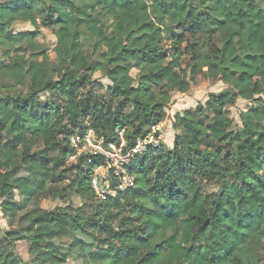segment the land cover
I'll return each mask as SVG.
<instances>
[{"label": "trees", "instance_id": "obj_1", "mask_svg": "<svg viewBox=\"0 0 264 264\" xmlns=\"http://www.w3.org/2000/svg\"><path fill=\"white\" fill-rule=\"evenodd\" d=\"M17 22L52 32L53 60ZM200 73L225 88L99 200L70 138L122 131L133 149ZM263 91L264 0H0V264H264ZM237 100L252 106L233 129Z\"/></svg>", "mask_w": 264, "mask_h": 264}, {"label": "rangeland", "instance_id": "obj_2", "mask_svg": "<svg viewBox=\"0 0 264 264\" xmlns=\"http://www.w3.org/2000/svg\"><path fill=\"white\" fill-rule=\"evenodd\" d=\"M12 30L15 34L25 33V32L38 33V37L36 38V41L46 48V58L49 61L54 59L53 49L55 46V37L49 29L42 27V26H39L38 28H34L28 23L17 22L13 24ZM131 75L132 77H135L136 72L135 71L131 72ZM93 79L99 80L103 85H108V81L106 79H101L99 74H95L93 76ZM224 88L225 86L221 84L220 82H211L204 73H200L196 76L195 81L191 84L190 90L188 93L186 94L173 93L171 101L169 105L167 106V108L165 109V114H166L165 119L163 122H161L162 130H163L162 144L167 149H171L173 147L174 139L178 133L173 130L172 125L177 117L181 116L184 111H188V110L194 111L197 107L205 105L209 94L219 93ZM260 97L263 98L264 100V91ZM251 106H252V103L242 101V100H237L229 104L228 116L230 119V124L233 129H240L241 124L239 120V113L249 110ZM86 131H88V129L85 130V132ZM82 135L72 136L70 138V143H72L71 142L72 139L76 141L75 137L80 138ZM117 136H118V132H117ZM98 139L101 140V138H98ZM76 144L78 145V142H76ZM74 161L75 160H70V158H68L69 163H73ZM98 161L99 159L96 157V155H83V162L85 165L97 163ZM127 171H128L129 176L132 177V175L130 174V171L128 169ZM71 201L74 205H79V200H77L75 197H73ZM63 206H65V203L61 200L52 201V200L46 199L42 201L41 203V207L46 210H53L56 207H63ZM0 227L2 228L7 227L6 221L2 218L1 214H0ZM263 246H264V241H263ZM252 248L255 249V254L251 253L253 257H256V256L264 257L263 248H260V247L256 248V246H253ZM29 250H30V247L25 242H19L16 245L17 253L25 261L30 260ZM66 264H73V262L69 259L68 261H66Z\"/></svg>", "mask_w": 264, "mask_h": 264}, {"label": "built area", "instance_id": "obj_3", "mask_svg": "<svg viewBox=\"0 0 264 264\" xmlns=\"http://www.w3.org/2000/svg\"><path fill=\"white\" fill-rule=\"evenodd\" d=\"M122 134V131L118 132V144H105L89 129L80 138L75 137L76 141L72 139V143H70L73 148V153L69 156L70 160L76 161L83 155H96L99 159L92 170L91 187L95 196L101 201L130 188L133 178L129 176L127 166L133 157L141 155L149 149H156L163 142L161 123L152 126L143 138L137 139L135 146L130 150L125 149Z\"/></svg>", "mask_w": 264, "mask_h": 264}]
</instances>
